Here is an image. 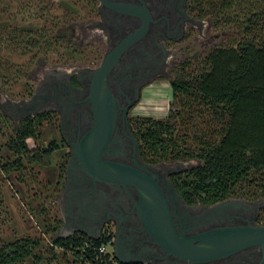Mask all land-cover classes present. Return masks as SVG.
I'll use <instances>...</instances> for the list:
<instances>
[{
	"label": "flooded vegetation",
	"instance_id": "af4514ba",
	"mask_svg": "<svg viewBox=\"0 0 264 264\" xmlns=\"http://www.w3.org/2000/svg\"><path fill=\"white\" fill-rule=\"evenodd\" d=\"M84 2L91 19L83 26L95 35L90 63L45 66L36 75L28 98L5 105L13 118L42 117L36 122L37 131L45 126L53 136L49 143H58L47 156L58 152L64 159L59 179L54 178L50 185L47 175L45 178V186L60 187L53 195L59 220L49 221V229L63 238L82 235L91 239L89 236L109 233L121 261L130 264H264V246L260 244L202 263L184 261L153 239L138 212L144 198L139 189L160 190L174 233L192 247L198 245L193 238L214 228L264 227L262 196L251 194L213 204L188 201L183 193L188 186L182 185L180 178L199 161L192 159L187 167L185 160L148 154L139 125L131 119V111L146 89L173 77L171 59L199 36L204 26L211 27L210 21L199 18L192 0ZM107 56L112 61L110 67L100 73ZM102 115L112 119L98 131L96 120ZM37 134L40 137L41 133ZM80 156L90 163L102 161V168L91 172ZM122 173L127 183L120 181Z\"/></svg>",
	"mask_w": 264,
	"mask_h": 264
},
{
	"label": "trees",
	"instance_id": "16d2710c",
	"mask_svg": "<svg viewBox=\"0 0 264 264\" xmlns=\"http://www.w3.org/2000/svg\"><path fill=\"white\" fill-rule=\"evenodd\" d=\"M80 3L85 2L58 0L56 6L62 12L50 23L57 29L53 37L48 28L35 34L32 27L19 30L25 33V50L32 54L31 61L56 50L63 41L64 52L72 59L81 60L82 53L88 54L93 43L76 35L84 26L72 21L79 15ZM192 8L200 19L219 29L231 27L233 33L223 45L174 67L168 81L172 92L169 115L138 122L144 150L159 159L199 161L180 178L188 186L184 195L193 203L213 204L251 194L264 197V0H192ZM40 118L21 120L8 141L10 152L17 157L30 152L28 140L38 137L36 122ZM57 146L51 142L30 159L41 162ZM20 165V159H15L14 167ZM111 243L109 233L95 239L54 237L49 253L54 258L56 247L81 264H121L113 254L99 252ZM38 245L39 239L29 237L2 244L0 264L38 259L33 253Z\"/></svg>",
	"mask_w": 264,
	"mask_h": 264
},
{
	"label": "rangeland",
	"instance_id": "374dc122",
	"mask_svg": "<svg viewBox=\"0 0 264 264\" xmlns=\"http://www.w3.org/2000/svg\"><path fill=\"white\" fill-rule=\"evenodd\" d=\"M57 2L58 0H0V245L22 237L39 239V245L33 251L38 259L31 257L16 264H81L71 253L64 254L59 248H53L54 258L49 253L52 239L57 235L49 229V221L54 218L59 220L53 195L60 187H56V190L53 187L50 189L45 186V178L47 175L50 185L54 178L59 179L60 164L64 159L55 152L41 162L34 163L30 155L37 153L39 147H46L53 139L52 134L50 131L46 132L45 126L39 128L37 132L41 133L40 137L28 140L30 152L27 155L17 157L8 149V141L14 136L21 119L13 118L11 111H6L5 105L28 98L30 90L31 93L33 91L36 75L45 66L65 68L85 65L90 63L94 55L95 44L90 47L88 54L82 53L81 60L72 59L64 52L66 42L63 41L65 44L56 50H50L31 61L32 54H27L25 50V33H20L19 30L32 27L35 34L48 28V34L53 37L57 29L51 28L50 23L53 17L60 16L62 12L56 6ZM77 7L79 15L72 21L77 26L86 25L90 22L91 14L84 3ZM76 33L80 39H95L94 33L85 28L83 31L77 30ZM232 33L231 27L219 29L212 25L204 26L202 33L186 43L181 52L171 59V66L184 64L186 59L193 58L195 54H204L223 45ZM171 102L169 82L161 79L146 89L131 111V119L136 125L145 118L165 119L169 115ZM15 159H20L21 162L17 168L14 167ZM183 165L190 167V160H185ZM106 252L112 254V245L106 246Z\"/></svg>",
	"mask_w": 264,
	"mask_h": 264
},
{
	"label": "water",
	"instance_id": "95a60500",
	"mask_svg": "<svg viewBox=\"0 0 264 264\" xmlns=\"http://www.w3.org/2000/svg\"><path fill=\"white\" fill-rule=\"evenodd\" d=\"M111 62L110 56H107L98 69V72H106ZM111 119L110 115L98 116L96 120V129L101 131L102 128H106L104 127L105 122L109 123ZM109 127L111 126L109 125ZM80 157L88 162V159L82 156ZM101 164L102 161L95 160L94 163L88 162V167L91 172H94V170L102 168ZM116 167L121 170L126 169L122 165H116ZM100 172L102 171L100 170ZM100 172L99 174H101ZM102 174H104V172H102ZM120 181L127 183L128 178L122 173ZM139 191H141L142 196L145 198H142L143 202L141 203L140 210L138 209L144 228L148 230L153 239L162 246V248L184 261L189 263H202L249 246L257 244L264 246V227H218L205 233L198 234L193 238L198 242V245L192 247L187 239H183L182 236H177L174 233L172 223H170L169 220L167 202L161 191L153 190L150 187L146 188L144 186L140 188ZM164 217H166V219H164ZM167 223L168 232L165 229ZM58 237L60 236L56 235L55 238ZM89 238L95 239L98 237L89 236ZM174 241H176L177 245H174ZM112 254L118 262L130 264V262L121 261L116 242L112 243Z\"/></svg>",
	"mask_w": 264,
	"mask_h": 264
},
{
	"label": "built area",
	"instance_id": "2783aa9c",
	"mask_svg": "<svg viewBox=\"0 0 264 264\" xmlns=\"http://www.w3.org/2000/svg\"><path fill=\"white\" fill-rule=\"evenodd\" d=\"M110 245H112V243H111ZM99 252H100V253H104V252H106V247L103 246V247L99 248Z\"/></svg>",
	"mask_w": 264,
	"mask_h": 264
}]
</instances>
